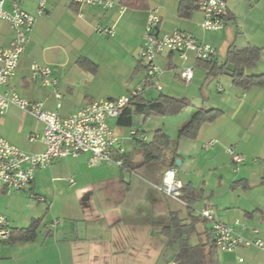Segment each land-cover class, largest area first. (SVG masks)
<instances>
[{"label":"crops","instance_id":"crops-1","mask_svg":"<svg viewBox=\"0 0 264 264\" xmlns=\"http://www.w3.org/2000/svg\"><path fill=\"white\" fill-rule=\"evenodd\" d=\"M111 1L115 6L104 10L80 8L72 0H49L47 15L37 18L10 86L25 100L43 102L46 110L57 111L52 89L31 75L34 62L49 65L59 80L62 116L97 101L129 95L147 76L141 50L153 8L161 16V33H192L216 48L218 63L233 48L261 49L259 63L246 74L264 75V0H247L251 4L244 11H239L237 2L228 3L224 29L207 33L202 30L204 17L199 10L189 19L179 16L183 0H147L144 10L129 9L122 0ZM13 2L37 15L39 0H9L6 11L12 12ZM99 28H115V33L103 35L97 32ZM14 39L11 26L0 21V49L9 48ZM82 59L97 65V72L83 69ZM201 63L193 55L187 62L177 54L161 55L162 90L151 87L140 96L146 101L160 95L185 98L192 102L193 112L220 110L222 115L204 124L196 140L180 137L184 126L180 128L178 120L185 121L190 108L179 116L160 118L167 124L154 125L149 131L138 126L149 122L142 116L135 117L131 128L119 126V118L109 120L123 140L132 167L144 162L142 143L131 139L132 129L143 132L146 143L156 131L168 135L172 141L168 154L181 161L174 167L189 206L167 198L153 181L125 167H91L90 153L58 159L36 171L28 189L0 190V214L8 218L11 235L37 222L32 240H0V264H264V253L253 246H240L234 252L219 250L213 223L200 217L202 211H212L217 221L247 226L246 238L255 239L252 230L258 229L264 240V87H235L228 76L210 77ZM186 66H193L195 72L189 85L179 76ZM211 78L217 81L215 85ZM7 90L2 88V92ZM43 130L42 123L16 107L0 115V135L25 152L46 150L42 142L28 140ZM212 140L217 143L206 149ZM231 147L245 157L238 171L226 152ZM149 173L154 181L160 180L156 172Z\"/></svg>","mask_w":264,"mask_h":264},{"label":"built area","instance_id":"built-area-1","mask_svg":"<svg viewBox=\"0 0 264 264\" xmlns=\"http://www.w3.org/2000/svg\"><path fill=\"white\" fill-rule=\"evenodd\" d=\"M9 0H0V21L8 23L15 32V39L7 49H0V115L6 113L11 107L30 114L37 122L44 125L41 135L31 134L28 140L31 143L42 142L46 150L43 153H28L12 145L0 135V190L6 193L22 192L34 182L35 172L46 169L58 159L75 157L90 153L91 167L102 164L125 166L126 149L123 140L109 125L110 119H117L121 113L131 106L133 100L140 97L146 89L154 87L161 91L160 78L164 70L158 64V58L166 53H173L187 62L190 55L196 61L214 63L217 61L218 52L212 45L200 41L195 35L185 31L161 33L159 28L161 16L159 10L153 8L149 11L147 24L144 31L141 59L146 66L147 76L129 95L118 99H108L94 102L76 113L62 116L61 92L59 80L54 76L49 65L34 62L31 66L33 80H38L44 87H49L58 100L57 111H48L43 102H29L22 98L15 88L10 86L20 64L21 57L25 54L31 33L38 17L47 15L49 0H39L37 15H32L13 2L12 12L5 10ZM80 8L97 7L104 10L112 9L115 3L111 0H72ZM256 1V0H251ZM199 11L203 14L202 30L217 32L224 29L228 13V0H199ZM123 12L124 9L120 8ZM121 12V13H122ZM97 32L113 36L115 28H99ZM194 67L186 66L179 76L187 84L194 79ZM7 87L6 92L2 88ZM222 91V88H219ZM131 139L146 142V136L136 129L130 131ZM212 140L206 149L215 146ZM231 161L235 164L236 171L245 163V157L234 148L226 149ZM177 169L173 167L164 174L162 184L157 189L167 198L188 207L184 199V185L177 178ZM73 182V181H71ZM200 217L213 223V234L217 248L225 252H234L240 246L256 247L264 253V240L259 237V230L253 229L256 238L251 240L244 236L247 226L236 222L229 225L217 221L212 211L205 210ZM240 227V229H238ZM11 230L7 217L0 214V240L10 237Z\"/></svg>","mask_w":264,"mask_h":264},{"label":"trees","instance_id":"trees-1","mask_svg":"<svg viewBox=\"0 0 264 264\" xmlns=\"http://www.w3.org/2000/svg\"><path fill=\"white\" fill-rule=\"evenodd\" d=\"M124 6L129 9L144 10L147 9V0H122ZM199 10L198 1L183 0L179 6V16L183 19H189L193 12ZM262 50L248 46L244 49L233 48L229 51L226 60L223 63H201L210 77L228 76L232 79L233 86L249 90L253 87H264V75L246 74V70L254 69L259 63ZM83 69L91 72H97L98 66L87 59L79 61ZM194 107L192 102L185 98H175L168 95H160L157 99L146 101L142 97L133 100L130 107L125 109L118 120L119 126L133 127L135 117L142 116L145 121L150 118L175 117L184 113L189 108ZM222 115L220 110L199 109L193 115L191 121L180 130V137L189 140H196L202 126L206 123H212ZM140 151L143 154L144 162L138 167H132L130 160L126 155L125 168L132 173L148 180L153 181L155 186L162 184V179L167 170L176 164L175 154L169 156V147L172 144L171 139L166 133L159 130L153 134L151 142H140ZM170 158V160H169ZM174 158V159H173ZM156 172L160 180L150 178L149 172ZM162 177V179H161ZM37 222H33L30 228L16 231L10 235L9 240L12 242H25L35 237V227Z\"/></svg>","mask_w":264,"mask_h":264},{"label":"rangeland","instance_id":"rangeland-1","mask_svg":"<svg viewBox=\"0 0 264 264\" xmlns=\"http://www.w3.org/2000/svg\"><path fill=\"white\" fill-rule=\"evenodd\" d=\"M231 2L233 3H235V2H237V4H236V7L239 9V11H244V10H247V7L249 6V4H251V3H248V1L247 0H229V4H231ZM245 2V3H244ZM246 2H247V4H246ZM232 25H230V27H232V28H235V29H237L236 27H237V25H235V23H231ZM220 60H221V58H220ZM219 77H223V76H219ZM214 80H216V79H214ZM210 81H213V78H211V80ZM217 81H213V83H214V85H215V83H216ZM193 108L191 107L187 112L188 113H190V114H187L188 116H187V118H186V120L185 121H183V120H178L179 121V123H180V128H182L183 126H185L187 123H189L190 121H191V119H192V116H193V114H194V112H193V110H192ZM158 119V120H157ZM148 121L150 122H148L147 123V125H145V124H142V123H140V124H138V126H141V128H144L145 130H147V131H149L151 128H153V126L154 125H157V124H162V125H166L167 124V122L166 121H164V119H160V118H150V119H148ZM168 121V120H167ZM111 123V122H110ZM164 126H162V128H163ZM143 129V130H144ZM143 130H141V131H143ZM141 133H143V132H141Z\"/></svg>","mask_w":264,"mask_h":264},{"label":"water","instance_id":"water-1","mask_svg":"<svg viewBox=\"0 0 264 264\" xmlns=\"http://www.w3.org/2000/svg\"><path fill=\"white\" fill-rule=\"evenodd\" d=\"M180 164H181V161H180V160H177V161H176V167H179Z\"/></svg>","mask_w":264,"mask_h":264}]
</instances>
